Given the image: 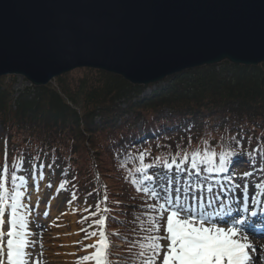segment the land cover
I'll return each instance as SVG.
<instances>
[{"label": "trees", "instance_id": "16d2710c", "mask_svg": "<svg viewBox=\"0 0 264 264\" xmlns=\"http://www.w3.org/2000/svg\"><path fill=\"white\" fill-rule=\"evenodd\" d=\"M12 79H0V126L7 131L3 143L8 154L63 156L72 166L74 158L81 159L85 173L79 182L93 183L108 195L99 180L100 174L108 176L101 171L105 164L100 152L117 174L127 177L120 192L123 199L115 200L112 193L100 207L107 209L112 245L123 244L122 249H109L110 264H138L139 253L147 251L139 244L153 233L148 231L149 217L155 212L147 207L153 203L143 201L129 182L137 165L151 159L148 145L189 139L167 148L163 156L194 151L203 155L205 150H226L234 144L233 137H243L238 150H251L254 156L264 152V63L256 68L230 63L200 67L151 87L149 95L144 94L146 88L92 69L78 78L68 73L38 89L17 91ZM115 202H121L118 209Z\"/></svg>", "mask_w": 264, "mask_h": 264}, {"label": "water", "instance_id": "95a60500", "mask_svg": "<svg viewBox=\"0 0 264 264\" xmlns=\"http://www.w3.org/2000/svg\"><path fill=\"white\" fill-rule=\"evenodd\" d=\"M225 62L264 63V0H0V78L94 69L147 87Z\"/></svg>", "mask_w": 264, "mask_h": 264}, {"label": "snow or ice", "instance_id": "6c2138e0", "mask_svg": "<svg viewBox=\"0 0 264 264\" xmlns=\"http://www.w3.org/2000/svg\"><path fill=\"white\" fill-rule=\"evenodd\" d=\"M242 139L243 137L239 139L233 137L234 144L219 153L205 150L202 155L201 152L194 151L191 157L187 153L183 154L179 163L176 159L171 162L161 161V163L168 171L174 169L176 173H182L189 172V169L182 165L190 162V169L195 171L198 181L201 166L205 165L203 171L223 176L225 185L221 188V192L227 190V187L231 185L242 193L243 212L248 213L249 178L253 177L255 172L245 171L241 177L242 184L234 183L236 177L233 172H230L234 158L245 155L238 150L242 148ZM256 158L264 159V152L256 153L255 156L251 151L246 154V159L253 168L256 167L254 164ZM140 160H144L143 153L140 155ZM153 166L152 164L143 166L144 171L141 172V176L144 186L137 190H142L149 199L155 201L154 204H148L147 207L158 213L159 220L165 219V214H167L166 236L150 235L146 237L145 243H140L139 247L141 249L146 247L147 251L139 253L141 260L138 264H264V254L254 255L257 248L248 241V237L244 236L243 241L238 238L240 234L248 231L247 222L237 218L241 213L237 212L235 216L230 212L208 213V208L212 207V200H206L203 195V184L207 183L208 177H204L203 182L196 183L195 186L189 182L186 188L170 177L158 186L148 187L147 182L154 181L155 178L152 175H147L146 170ZM44 167L42 162L39 163L40 179H43ZM48 167L51 168L52 165L49 164ZM32 170L35 179L36 164H33ZM20 171L21 167L13 164L10 178L11 189H9L6 186L9 166L7 164V147H5V164L2 175H0V264H32L29 249L35 247L36 241L31 240L33 233L29 229L30 209L25 202L24 189L27 186V180L25 176L17 175ZM259 171L264 173V167H261ZM136 183V179H133V184ZM60 188L63 189L64 184H60ZM206 191L212 195L213 200H218L211 185L207 187ZM262 196H264V177L253 185L251 204L260 205ZM185 198H187L186 202ZM103 200L106 201L107 196ZM205 203L207 207H203ZM202 207L203 210H201ZM219 207L223 209V204H219ZM97 209H99V205H97ZM251 215L255 217L257 213L252 212ZM224 216H228L232 223L227 227L218 226V223H227ZM149 219L152 223L148 231L159 233L161 225L158 219L156 217H149ZM96 223L102 227L105 225V219L100 218ZM90 236L96 237L97 232L92 231ZM162 239L167 241L166 246L160 243ZM87 247L94 251L90 255L83 256L82 261L110 264V245L103 230L99 232L98 241Z\"/></svg>", "mask_w": 264, "mask_h": 264}, {"label": "rangeland", "instance_id": "374dc122", "mask_svg": "<svg viewBox=\"0 0 264 264\" xmlns=\"http://www.w3.org/2000/svg\"><path fill=\"white\" fill-rule=\"evenodd\" d=\"M84 70L87 69H78L70 74H74V77L78 78L84 74ZM11 79L12 78H7V83L11 82ZM56 82L57 80L54 81L55 84ZM25 86H28L27 82H25L22 78H16L15 88L17 90H21ZM150 92L151 90H146L144 94L149 95ZM141 126L142 123L137 125L138 128ZM6 133L7 131L0 126V149H2L1 145L4 144L2 143V140L6 137ZM185 142H187V140H185ZM185 142L180 141V143ZM165 146V142H155L153 145H148L147 150L150 155L155 154L152 157L155 158L159 152L167 150ZM150 148L153 149L151 150ZM27 154L28 155L24 159L20 158L21 161H23L20 164L21 171L17 174L25 176L27 180V186L24 189L26 193L25 202L28 204L30 209L29 229L33 233L31 240L36 241L35 247L29 249L31 252L32 264H94V262L91 261H82L81 258L85 255H90L94 251V249L88 248L87 246L96 243L99 239V232L101 230L105 232V230L103 226H96L95 223L97 221H91V219H100V217L105 213L104 208L102 211L100 210V207L103 205L102 199L104 196L110 197L109 195L115 193V197L112 195L115 200L123 199V197L120 196V192H124L123 190H125L122 187L123 184L121 181L123 176L119 172L117 174V170L113 168V166H110V159L103 157V153L100 152L101 159L105 164L103 168L104 170L101 171H106L108 176H105L106 178H104L100 177V174L99 180L101 181L102 187L109 192L108 195L105 194L104 189L103 191L98 189L95 184L93 185V183L84 184V182H79V178H84V176L79 175H84L85 173L81 159H73L75 166H77L75 167L70 165V160L65 159L63 156L54 158L53 160L55 161L44 157L47 159L45 161L42 157H35L30 152ZM59 155L61 154L59 153ZM15 156L21 157L23 154L21 151H17ZM41 162L45 165L43 169V179L39 178V163ZM4 164L5 151L0 150V175H2ZM33 164L37 165L35 179L32 170ZM49 164L52 165L51 168L48 167ZM239 165L242 166L243 164L240 163ZM129 167L132 168L133 165L131 164ZM182 167H184V165H182ZM158 169H161L160 175L166 173V175H168L171 179L178 181L181 186L185 188L187 187V184L185 185L181 183L179 178L180 173H176L174 169L172 171H168L164 167H159ZM244 172L241 168L237 171L235 176L236 183H239V181L241 184L243 183L241 177ZM153 177L155 178L154 181L147 182L149 187H153L154 185L158 186L169 178ZM253 178L255 179L254 176ZM62 179L65 181L60 182ZM254 179L249 180V191L251 193H253V185L256 183ZM60 184H64L63 189L60 188ZM203 195L206 197V200L212 199L211 194L203 192ZM186 200L187 198H185V202ZM115 203L116 205H114V207L118 209L117 207H120L119 205L121 202ZM97 205H99V209H97ZM203 207H207V204L205 203ZM203 207L201 210H203ZM242 208L243 205L241 204L240 199L238 209ZM210 212H212L211 207L208 208V213ZM89 215H91V219L87 218ZM166 215L167 214H165V219L160 220L159 222L161 225L159 234L162 235L166 233ZM255 225L259 227L264 226V220H256ZM123 226L124 225L121 224V227ZM218 226L227 227L228 225L218 223ZM92 231L97 232L96 237L90 236ZM242 235L248 236L245 233L240 234L238 238L242 241ZM163 242L160 243L166 246L167 241L163 240Z\"/></svg>", "mask_w": 264, "mask_h": 264}, {"label": "bare ground", "instance_id": "6f19581e", "mask_svg": "<svg viewBox=\"0 0 264 264\" xmlns=\"http://www.w3.org/2000/svg\"><path fill=\"white\" fill-rule=\"evenodd\" d=\"M214 208V207H213ZM214 209H217L216 207L214 208ZM254 238H251L250 240H249V242H251L252 244H257L258 242L257 241H255V240H253ZM259 246L262 248V251H261V253L262 254H264V239H261L260 240V242H259Z\"/></svg>", "mask_w": 264, "mask_h": 264}]
</instances>
